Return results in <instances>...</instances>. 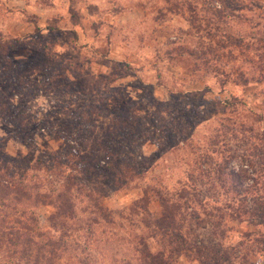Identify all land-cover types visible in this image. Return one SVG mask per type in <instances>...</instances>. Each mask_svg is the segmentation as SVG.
<instances>
[{"label": "rangeland", "instance_id": "1", "mask_svg": "<svg viewBox=\"0 0 264 264\" xmlns=\"http://www.w3.org/2000/svg\"><path fill=\"white\" fill-rule=\"evenodd\" d=\"M252 1L259 8L238 11L247 19L236 22L231 8L216 17L218 6L202 0L191 2L190 10L164 0H0L1 157L13 165L53 154L73 167L74 158L83 155L103 173L115 155L134 158L139 176L129 183L86 184L100 191L111 211L138 199L145 183L171 191L197 166L206 171L201 179L211 181V167L222 159L234 170L244 158L264 159V151L255 153L261 150L257 137L264 134V0ZM232 30L253 38L239 47L227 45L228 35L237 36ZM50 169L35 172L38 178L27 184L49 180ZM43 185L33 190L40 195ZM81 187L70 191L77 215L88 209ZM151 197L147 208L157 213ZM52 210L39 201L7 198L0 204V264H30L35 257L34 247L23 250L27 237L16 239L7 220L24 211L46 225ZM231 225L224 245L257 229L251 223ZM104 230L89 248L97 263L128 259L129 233ZM208 230L196 232L204 238ZM82 244L68 242L52 257L64 262ZM263 258L248 256L252 264H264ZM177 261L195 263L182 255Z\"/></svg>", "mask_w": 264, "mask_h": 264}, {"label": "trees", "instance_id": "2", "mask_svg": "<svg viewBox=\"0 0 264 264\" xmlns=\"http://www.w3.org/2000/svg\"><path fill=\"white\" fill-rule=\"evenodd\" d=\"M164 1H172L173 7L180 5L188 8L192 6L191 2L195 4L200 0ZM202 1L211 4L214 2L212 5L218 6V9H212L215 10L212 14L216 17L222 16L223 8H231L235 12L233 16L237 19L236 22L247 19L246 16L243 19L238 11L249 10L252 5L259 8L252 0ZM233 32L237 36L231 38L232 35H228L227 45L239 47L245 38H253L245 31ZM244 49L248 47L245 46ZM258 50L253 49L254 56L261 59L263 55H257ZM257 138L261 142V150L256 149L255 153L259 154L264 151V134ZM117 156L108 162V166L103 167V173L97 163L83 155L74 158L73 167L62 165L63 161L54 158L53 154L46 161L35 159L27 162L20 159L13 165L0 155V204L4 205L9 198L14 203L39 201L52 205L53 208L46 217V225L26 216L24 211L7 220L12 224V233L15 231L17 234L16 239L26 236L27 243L31 244H27L23 250L28 251L34 247L35 257H32L30 264H103L97 263V258L93 257L89 248H95L99 238L103 236L101 234L105 232L104 228L114 231L115 234L120 231L129 233V240L126 241L130 249L129 258L113 259L108 264H178L177 260L181 255L190 257L194 264H252L248 256L253 253L261 257L264 255V159H258L256 163L244 158L237 164L236 170L228 166V158L222 159L213 163L210 170L213 176L208 175L211 181L201 179L206 171L197 166L188 171L185 181L177 183V187L171 191L164 186H150L145 183L138 199L124 209L111 211L102 204L100 191L94 185L88 188L86 184L91 182L96 185V182L103 180L112 184L118 181L129 183L134 176H139L136 171L139 164H134V158L126 157L122 161ZM19 165L21 167L17 173H12L11 167L17 168ZM48 165L51 167L49 180L43 182L38 179V185L33 181V185L27 184L31 180L29 178H38L35 172L45 171ZM246 167L250 168L249 173ZM65 169L76 174L66 173ZM194 170L198 172L193 174ZM77 175L79 181L75 178ZM41 182L44 183L45 191L40 196L34 190ZM82 185L85 186L82 195L88 202V209L84 211V215H77L73 209V195L70 191L79 192ZM149 196L158 203L157 213H152L147 208ZM2 222H5L4 218ZM232 222L251 223L257 229L240 232L234 244L224 245L222 240L232 229ZM207 226L208 236L200 237L197 229H205ZM25 230L29 233H25ZM118 239L122 238L117 237ZM149 241L155 245L154 249L149 246ZM21 242L26 244L23 240ZM68 242L73 245L79 242L83 244L82 247H76L78 251L73 257H66L64 262L58 263L60 257H52L55 255L54 251L61 248L63 250Z\"/></svg>", "mask_w": 264, "mask_h": 264}, {"label": "crops", "instance_id": "3", "mask_svg": "<svg viewBox=\"0 0 264 264\" xmlns=\"http://www.w3.org/2000/svg\"><path fill=\"white\" fill-rule=\"evenodd\" d=\"M127 13H128V12H125L124 14H122V16H125ZM122 16H120V17H122Z\"/></svg>", "mask_w": 264, "mask_h": 264}]
</instances>
